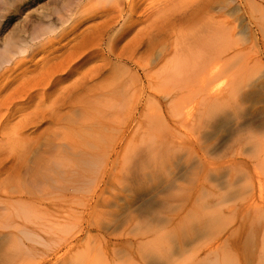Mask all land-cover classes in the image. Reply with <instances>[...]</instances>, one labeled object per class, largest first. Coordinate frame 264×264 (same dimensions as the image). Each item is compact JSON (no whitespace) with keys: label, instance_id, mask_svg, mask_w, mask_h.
<instances>
[{"label":"rangeland","instance_id":"374dc122","mask_svg":"<svg viewBox=\"0 0 264 264\" xmlns=\"http://www.w3.org/2000/svg\"><path fill=\"white\" fill-rule=\"evenodd\" d=\"M9 1L12 3L8 6L5 5L7 1L4 5H0L1 50L8 39H10V41L13 40L15 43L14 45L29 41L34 27L42 23L47 24L48 21L50 23L55 22L59 11L67 17L74 13L75 20L74 23L68 25L65 33L66 37L64 36L65 40H54L51 38L49 41L50 44L44 46L40 44L35 46L33 51L29 54L18 56L16 58V64L12 66L11 70L7 72L3 79H0V157H3L1 158L4 159V164L7 165V163L12 160L15 153L18 154L17 151L23 146L26 139L28 140L30 137L35 138L37 135H40V146L38 149L34 147L35 150L32 147L33 149L31 150L33 151L29 152V156L27 155L28 157H26V165L29 164L28 167L30 170H32L31 166L40 162L42 156H44L43 154L46 150L45 145L47 144L48 146L58 144L63 146L78 138L79 142L75 141L76 144H74L79 146L78 150L75 149L76 152L78 151L79 153L80 148H83L81 143H85L88 146L90 141H94L92 145L93 149H97L98 147V151L91 149L97 153L94 154L95 159H90L93 162V166L91 165L88 170L84 168L86 172L84 171V174H82L83 172L81 173L80 176L82 178L79 176L81 178L79 181L82 180V184L81 182L77 183V177L75 178L74 175L69 178L65 177V175L64 178L62 177L63 179L59 176L62 181L57 177L60 182L53 183L52 189L54 186L58 187L62 183L60 186L61 190L58 187L60 191L56 190L57 187L54 189L56 190L55 192L50 189L51 193H49L48 196L37 197L35 202L31 203V205L34 206H31V208L33 207L32 209L35 211L29 214L31 218H28L27 221L33 219L34 226H29L34 232V235H36L30 237L34 240L28 241L27 243L32 245L35 253L31 251L29 252L30 255H25L26 250L23 252L21 251L17 258V250L14 249V253H16L14 255L15 257L13 253L11 255V249L15 246V238L7 235L8 232L13 229L11 227L6 228L5 226L7 225L5 224L10 226L11 220H21L17 219L16 217L18 216L15 215L11 216L12 219H10V221L9 218L11 217L0 218V264H207L205 261V243L206 245L208 244L206 242L208 238L202 229H200V237L196 236L198 229L196 218L199 217V213H195L197 217H195V215L189 217L191 214H188L194 207L198 179L202 178L204 174L201 165V155L204 151H207V149L212 156H216V154L219 155L238 128L251 124L257 126L264 121V35L261 32V27H259V25H257L259 28L256 26V20H254V18L252 19L249 14L251 10L248 7L251 8V6L248 5L247 0H210L213 4L212 9H216L212 11L210 15L220 16V21L225 20V24L226 22L228 24L223 25V32L227 34L226 43L234 47L236 46L237 48L235 47V49H240L241 51V55L238 54L239 58H237V63L240 65V71L242 72H240L241 76H238L241 77V84L239 85V79L237 80V78L236 83L240 88H243V90L239 91V93L241 92L240 95H242L241 98L243 99L244 96V101L242 99L240 100L241 112L239 116L231 115L229 121L226 122L225 125L222 124V127L216 126V128H218L216 131H213V129L211 130L209 127L207 128V126H214V124H210V116L209 118L208 115L205 117V114H201V112L203 113L204 110L206 111L207 109L211 112L215 108L227 107L229 101L226 97L222 99L219 98L220 101H218L219 99L214 100L216 102L212 100V102L209 103V105H211L207 108L203 106L197 107L193 115L189 118L182 115L171 114L172 111L168 106V102L164 99L165 95H161L160 97V104L162 105L153 103L150 104V108L149 104L146 103L145 99L148 98V94H151L150 99L154 98L152 97V93H150L151 88H149V84H147L146 81L147 76L139 65H142L143 62L145 64V62H148V59L150 63L148 62L142 66L153 64V60L157 61V59H161L160 61H162V53L166 51V48L169 49L170 40L169 43L165 42L168 46L163 45V47L161 45L165 50L159 48L161 50V52H159L156 49L148 56L145 54L144 50L141 49L139 53H141V51L143 52L140 55L139 53L135 55L137 60L134 59L135 56L134 58L127 56L128 58L123 61L124 63L113 59L114 57L109 50L115 48L117 52H120L122 51L120 50L122 47L123 50H127L126 47L131 41L136 44L139 41L143 43L145 39L151 35V31L160 27V25L163 24L161 22H165V20L168 19L171 12L170 15H172L175 10H179L177 12H180V10H185L186 7L192 8L196 2L200 0H137L135 8H130V1L132 0H125V2L124 0H119V4L122 7L120 5H118L120 6L118 7L116 6L117 3L114 4L107 0L101 2L95 1L92 5L89 4V2H85L86 0H23L22 3H20V0ZM260 1L261 0H258L257 2ZM18 2L22 4V6L19 5ZM219 8L220 10H218ZM254 15L256 16L255 13ZM164 16L166 19H163ZM160 17H163V21H158ZM114 18H116V20H114ZM216 20L217 19H214L211 23H214ZM107 21H109L108 24ZM154 21L156 25L160 24L155 26ZM223 21L221 22L223 23ZM220 25L221 23L218 26V22H216V25L214 23L212 27L219 28ZM100 26L107 27V34L101 39L99 51L94 50L95 52H85L84 57L79 60V64L75 65L72 63L70 73L58 72L55 74L60 63L64 64V62H70L71 60L76 61L75 58L70 57V52L66 50L67 48L70 50L72 45L76 43V34ZM144 28H147V30ZM179 29L182 28L180 27ZM91 32L95 33V30ZM135 35L136 37H133ZM232 36L234 37L232 38ZM140 38L142 39L140 40ZM179 38L182 39L183 37L179 36ZM234 41L238 42V44ZM114 42L116 45H112ZM60 50L64 53L62 54ZM153 54L154 56H151ZM137 55L142 58H138ZM242 56L244 58H242ZM107 57H110L112 60V68L109 74L113 73L116 78L121 76L122 79L126 81L132 78V80H130L132 84L130 86V92L135 95L134 99L138 97V99L143 100V105H138V109L128 108V112L126 109V111H124V109L121 111L118 122H123H120V126L126 131V133L124 132L125 134L115 129V132L108 133L109 131L99 128V125L92 124L93 126H91V124L88 125V122H85L87 124L83 125L85 124L84 121H80L83 123L77 125L76 122H78L79 119L78 112L76 111V113L74 110L70 109L64 112L65 114H63L62 120L64 116L66 118L63 120L64 122L61 120L59 125H56L57 127L54 126V124H40L38 128L31 129L32 127H30L28 123L29 119L34 114H38V112L49 111L51 106L49 103L54 100L57 92H55L54 89L50 90L48 88L49 86L44 85V87L43 84H45L46 81L50 84V81L54 80L53 86L58 85L57 88H59L57 90H59L65 85H68L70 80L74 81L73 77L77 73H84L86 71L91 74H98L96 70L100 69L99 66H104L109 62L105 59ZM144 57L147 59L144 60ZM99 58L101 62H99ZM150 59L152 60L150 61ZM94 63L96 65L99 63L97 65L98 67L95 68L96 65ZM109 68L108 66L106 67V69ZM150 71L153 76L157 72V69ZM148 74L151 76L149 72ZM169 79L170 80H167V82H170L172 78ZM227 80L230 81L231 79L227 77L226 79L224 78V80L219 79L216 85L225 84ZM60 85H62V87H60ZM241 101L243 102L241 103ZM47 107H49V110ZM44 108L47 109L44 110ZM103 109L106 110L105 112L109 111L107 107H103ZM122 112L123 114L128 113L129 118L127 115L128 119L125 118L126 116L123 115ZM67 116L69 117L67 118ZM73 118L75 119L74 123H72ZM92 121L89 122L92 123ZM96 122L95 120L93 123ZM118 122L115 123V125L118 124L119 126ZM200 122L202 125L203 123H209L202 126ZM217 123L219 122L217 121ZM67 124H69V126ZM125 124H127L126 127ZM60 125L62 126L60 127ZM70 126L73 128V132ZM87 126H90L91 129L95 127L94 130L96 132L94 136L86 132ZM118 126L116 125V127ZM65 127H67L66 130L64 129ZM74 127L78 129L85 128L86 130L83 129L84 132L80 134L77 130H74ZM97 128H99V130ZM21 130L25 132L24 136L19 133ZM205 130L206 132H210L209 134L206 133L209 137L207 135H205L206 137L203 136L204 138L200 140V146L202 147L199 149L202 151L197 153L192 150L193 140L198 136V133L202 136ZM69 131L70 133L72 132L73 135L71 134V136L69 135V137H67L66 134H68ZM85 132L88 133L90 137L88 134L85 135ZM75 133L77 134L76 137ZM83 133L84 135H82ZM106 133L110 136H106ZM97 134H100V136H97ZM101 134H103L102 137ZM107 137L109 141L105 139ZM64 138H66V140H64ZM87 138H93V140L90 139L88 141ZM111 138H114V140L112 141ZM122 138L123 140H121ZM52 141H54V143ZM96 141H99V143H96ZM123 141H129L128 148V143H124ZM123 144H125L124 146L128 152V154L125 152L127 156L121 154L124 153L121 149ZM71 145L73 146V143ZM103 145L106 146V149H108L110 145L116 150L109 156L110 159L102 154V150H106L103 149V147L105 148ZM85 147L84 145V149H86ZM72 151L68 153L69 156L75 155L76 157L69 159L68 163L80 164L78 163V159L82 156H78L80 154L75 151L73 155L71 154ZM98 152H101L99 153L101 156H96ZM78 167L81 168V164L78 165ZM77 170L78 172L81 170L83 171V169ZM197 176L200 177L196 179ZM3 178L4 176L0 175V182L3 181ZM86 178H88V181ZM9 182H13L17 185L19 183L17 181ZM71 182L74 184L70 185L69 183ZM21 184H23V181ZM209 185L213 186L214 184L211 183ZM68 186H71L69 191L71 192L73 190L72 193L66 191V189L69 188ZM75 186H78L76 192L74 191V188H76ZM62 187H64V189H62ZM22 189L24 191L26 190V188L24 189L23 187ZM5 191V188L1 189L0 206H7L9 204V206H11L7 207L12 210L16 207L14 205L15 203H10L5 199L8 194H5ZM221 193H223V191ZM59 199H61V201ZM242 202L243 201L237 203L240 209L242 208L241 204L242 206L245 204ZM16 205L18 206V203H16ZM20 208L22 209L23 207ZM36 212L39 213L36 214ZM250 215L249 220H244L242 223H240L241 218L239 217L237 220L238 222H235L231 229V231L235 230V236L233 235V238L231 237L229 246L235 250L234 253H239L243 256L245 255L246 247L249 249L255 247V244L251 242L248 237V230L256 227V224L261 222L262 224L264 223L263 220L260 221L256 217L253 218L254 215L252 212H250ZM1 224H3V226ZM176 227L179 229H177V232H174V234H177L168 236L170 240L166 238L168 231H173ZM198 227H200V225H198ZM156 231L163 233H158ZM59 232L61 233L59 234ZM161 234L165 237L161 236ZM228 234H224L225 236L223 237H226ZM162 237L165 238L167 242ZM172 240H174L175 243ZM249 241L250 244L248 245L247 243H249ZM19 242L18 247H25L21 242L19 244ZM68 243L71 244L68 246ZM168 244H171V246ZM245 244H247L246 247ZM202 245L205 247H202ZM253 251L251 250L250 252ZM246 252L247 255L249 254L253 258L255 257V255L253 256L250 254L249 250ZM22 253H24L25 256H23ZM156 253L158 255H156ZM184 253L185 256H183ZM8 255L9 257H6ZM165 255L167 256L166 259H164ZM247 255H245L247 258L246 260H249V258L254 260L252 257H249V255L247 257ZM12 256L18 260L14 258V260L10 259ZM245 256L243 258H245ZM3 258H9L8 260H11V262L7 261V259L4 262Z\"/></svg>","mask_w":264,"mask_h":264},{"label":"bare ground","instance_id":"6f19581e","mask_svg":"<svg viewBox=\"0 0 264 264\" xmlns=\"http://www.w3.org/2000/svg\"><path fill=\"white\" fill-rule=\"evenodd\" d=\"M6 1H7V3L5 4ZM76 1H78V0H76ZM95 1L101 2L103 0H86L85 2H89V4L92 5L95 3ZM107 1L112 2L114 4L117 3L116 6L120 5L119 0H107ZM257 1L256 0H247L248 5L251 6V8L248 7L251 10V12H249V14H250L252 19L254 18V20H256V22H257L256 26L259 25V27H261L260 28L261 32L264 35V0H261L260 2H257ZM22 2H23V0H20V3H22ZM124 2H125V0H124ZM136 2H137V0L130 1V8H135V6L137 5ZM0 3H1L0 5L5 4L8 6L12 2H10L9 0H0ZM20 3H19V5L22 6V4H20ZM102 3H104V2H102ZM78 4H80V3H78ZM120 6H118V7H120ZM212 6H213V4L211 3L210 0H200V1L196 2V4L192 8L186 7L185 10H180V12H177L179 10H177V11L175 10V12L173 11L174 13L172 15H170L172 12L169 14L168 19H166L165 16H164V18L162 17L163 19H166L165 22H161L163 24H161L160 27H158L154 31H151L152 33L150 32V34H151L150 36H148V37L145 36L147 38L145 39V41L142 40V41H144L143 43H140L141 41H139L136 44L133 41H131L129 43V45L127 44L128 45L127 47L124 46V47H126L127 50H123V47H122V49H120V47H119V49L122 50L120 52H117L115 48L109 49V50H110L112 56L114 57L113 59H115L116 61H119V62H123L128 57L134 58V56L136 54H138L141 49H143L145 54H147L148 56L150 54H152L153 51L156 49H157V51L161 52L160 49L165 50L163 48L164 47L163 45H165V46L167 45V44H165V42L169 43V40H170L169 49L165 47L166 51H163V53H162V57H163L162 61H160L161 59L156 58L157 61L153 60V64L142 66V65H145L146 63L149 62V59H148V62H145V64L143 62L142 65H139L142 68L143 72L147 76V77L145 76L146 81H147V84H149V88H151L150 93H152V95H153L152 97L154 98V99H150L151 94H148V98L145 99L146 103H148L149 106H150V104H153V103H155V104L158 103L159 105H162V104H160V101H161L160 97H161V95L162 96L165 95L164 99L166 100V102H168V106H169L170 110L173 112V113L171 112V114L179 115V116L182 115L184 117L189 118L190 116L193 115L194 110H196L197 107L203 106L204 108H207L211 105V104L209 105V103L212 102V100L214 101V100H217L219 98L222 99L223 97H226L227 100L229 101V104L227 107L217 108V109L212 108L214 110L211 112L209 109H207L206 111L204 110L203 113L200 111L201 114H205V117H206V115H208V118L210 116V120H212V121H210L209 119L208 120H209L210 124H214V126H207V128L209 127L211 130L213 129V131H216L218 129V128H216V126L218 127V126H221L222 124L225 125L226 122L229 121L231 115L237 116V117L239 116V113L241 112L240 100L242 99L241 98L242 95H240L241 92L239 93V91L243 90V88H240V86H239L241 84L240 83L241 77H238V76L240 75L241 71H240V67H239L240 65L237 63V60H238L237 58H239L238 54H240L241 51H240V49H235L236 46L234 47L233 45L231 46V45L226 43L227 34L223 32V27H224L223 25L225 24V22H224L225 20L224 21L221 20V21H223V23H222L220 21V18H219L220 16L217 17L214 15L213 16L210 15L212 11L216 10V9L213 10ZM218 10H220V8ZM254 13L256 14V16L254 15ZM74 15L75 14L72 13L71 15H69L67 17L65 14H63L61 11H59L58 17H57L55 22L50 23L48 21L49 24L47 22V24L42 23V24L36 25L34 27V30H32V34L30 36L29 41H27L25 43L22 42L21 44L14 45L15 44L14 41L12 40L13 41L12 42V41H10V39H8V41L5 42L2 50L0 49L1 50V52H0L1 53V56H0V79H3L4 76L7 74V72L9 70H11L12 66L14 64H16L15 62H16V58L18 56H21V55L23 56L25 54H29L31 51H33L35 46H38L40 44H43V46L46 44H50L49 41L51 40V38L54 40L64 39V36L66 37L65 33H66L67 28H68V25L74 23V20H75ZM160 18L158 21H160V20L163 21V19L162 18L160 19ZM214 19H217L214 22L215 25H216V22H218V26L221 23L219 28L216 27L217 29L212 27V25H214V23H211V21L213 22ZM114 20H116V18H114ZM108 22L109 21H107V24H108ZM154 23H155V21H154ZM159 24H157V25H159ZM154 25L157 26L156 23ZM225 25H228L227 22ZM102 26H100L98 28L97 27L92 28V29L90 28L91 30H87L85 32L83 31L79 34H76V39H75L76 43L74 45H72L73 43L71 44L72 47L70 48V50L68 48L67 49L64 48L68 52H70L69 53L70 57L75 58L76 61H72V60L70 62H64L63 61L64 64L60 63V66L57 68V71L55 74H57L58 72H66V74L70 73L71 68H72V66H71L72 63L75 65L79 64V60L84 57L85 52L90 53L94 50L99 51L100 42L102 41L101 39L103 38V36H106V34H107L106 33L107 27H102ZM107 26H109V25H107ZM132 27H130V28H132ZM180 27L182 29H179ZM151 28H153V27H151ZM114 29H112V30H114ZM93 30H95V33L91 32ZM145 30H147V28ZM129 31H127V32H129ZM135 31H136V29H135ZM104 32H105V35H104ZM179 36H181L183 38L180 39ZM133 37H136V35ZM233 37L234 36H232V38ZM129 38H132V37H129ZM141 39L142 38H140V40ZM51 43H53V42H51ZM235 43L238 44V42H235ZM112 45H116L115 42ZM110 46H111V44H110ZM69 47H70V44H69ZM141 47H143V48H141ZM142 52L143 51H141V53ZM61 53H62V51H61ZM141 53H139V55ZM151 56H154V54ZM139 57L140 56H138V58ZM155 57H153V58H155ZM157 57H159V56H157ZM102 58H104V57H102ZM140 58H142V57H140ZM242 58H244V57L242 56ZM68 59H70V58H68ZM105 59H107L109 62L107 64H105L104 66L103 65L99 66L100 69L96 70V72L99 75L95 74V73L91 74V73H88L86 71L84 73H77L76 72L77 74H75L73 77L74 81L70 80V83L68 85H65V86L63 85L64 87H62V85H60V87H62V88H60L59 90H57L59 88V87L57 88L58 85L53 86L54 80L51 79L52 81H50L51 82L50 84H52V85H50L46 81V83L43 84V86L44 85L49 86L48 88L50 90L54 89V91L55 92L57 91V92H56V95L54 97V100L51 101V103H49L51 105L50 110H49V107H47L49 111L38 112V114L37 113L34 114L29 119L28 123H29L30 127H32L31 129H35L36 127L38 128L39 127L38 125H40V124H49V125L54 124V126H56V125L58 126L60 121L62 120L63 114H65L64 112L66 110L70 109V110H74L75 112L76 111L78 112L79 119H78V122H76L77 125L83 123L80 121H84V123L88 122V125L91 124V126H93L92 124L99 125L100 126L99 128H101L105 131H109L108 133L115 132L114 129L118 130V132H122V133L125 132L126 133V131L120 126L121 121L118 122V119L121 116V114H120L121 111L123 109H124V111H126L128 108L138 109L137 106L138 105L141 106V104L143 103V100L138 99V97H137V99H134L135 95L130 92V89H131L130 86L132 85L130 80H132V78L129 79L128 81H126L125 79H122L121 76L116 78L113 73L109 74V71L112 68L111 67L112 60L110 57H107ZM134 59H136V56ZM146 59L147 58H145L144 60H146ZM151 60L152 59H150V61ZM99 62H101L100 58H99ZM97 65L95 66V68L98 67ZM107 66L110 68L106 69ZM95 68H94V70H95ZM153 69H157V72L155 73V75L152 76L151 75L152 72L150 70H153ZM249 71H250V69H249ZM148 72L150 73L151 76H149ZM51 77H52V75H51ZM226 77L230 78L231 80L230 81L227 80V82H225L226 81L225 80L224 81L225 84L216 85L218 83L217 81H219V79L224 80V78L226 79ZM169 78H172V79L170 82H167V80H170ZM236 78H237V80L239 79L238 80L239 85L236 83L237 82ZM44 91H46V90H44ZM242 100L244 101V96H243ZM218 101H220V99ZM243 101H241V103ZM214 102H216V101H214ZM225 106H226V104H225ZM103 107L109 108V111L105 112L106 110L103 109ZM47 108H44V110ZM150 108H151V106H150ZM101 109H102V111H101ZM39 110H41V109H39ZM128 111L129 110H127V112ZM122 114H123V112H122ZM123 115L128 116V113L123 114ZM127 116L125 118H127ZM68 117L69 116H67V118ZM65 118L66 117L64 116V119ZM128 118H129V116H128ZM93 119H95L97 121L96 122L97 124L93 123L95 121ZM63 120H62V122H64ZM74 120L75 119L73 118V122H72V120H71V122L74 123ZM123 120H125V119H123ZM89 121L90 122L92 121V123H90ZM217 121L219 123H217ZM117 122L119 123L120 127L118 126V124H116L118 126V127H116L115 123H117ZM121 123H123V122H121ZM194 123H196V122H194ZM208 123H203V125L208 124ZM86 124L87 123H85L83 125H86ZM200 124H201V122H200ZM62 125H60V127ZM67 125L69 126V124H67ZM126 126H127V124H125V127ZM76 127H78V126H76ZM87 127H88L87 130L85 128H81V127L80 128L82 130L83 129L86 130V132H89V134H91V135L93 134V136H94V134L96 132L94 130L95 127L92 129L90 126H87ZM99 128H97V129L99 130ZM23 129L26 130L25 128H23ZM64 129L66 130L67 127H65ZM72 129L73 128L71 127V130ZM81 129L74 127V130H77L78 133H80V134L82 132H84V130L82 131ZM80 130H81V132H80ZM126 130H127V128H126ZM70 131H69V133H70ZM42 132H44V131H42ZM72 132H73V130H72ZM72 132L70 134L69 133L66 134L67 137H69V135L71 136ZM86 132H85V135L88 134ZM19 133L22 134V136L25 135V132H23L22 130ZM98 133H100V132H98ZM204 133L202 136H200V133H198V136L195 137V139L193 140L194 142L192 141L193 142L192 150L197 152V153H199V151H202V150H199L202 147V146H200V143H201L200 140L202 138L206 137L205 135L209 134L210 132H206V130H205ZM33 134H35V133H33ZM40 134H42V133H40ZM80 134H78V135H80ZM89 134H88V136L90 137ZM103 134H105V133H103ZM103 134H101V137ZM82 135H84V133ZM39 136L40 135H37L35 138L30 137V138H28V140L26 139V141H24V143H23V146L20 147L19 150L17 151L18 154L15 153L14 157L12 158V160L9 163H7V165L4 164L5 161H3L4 159H2L3 157L2 156H1L2 158L0 157V173H1L0 175L4 176L3 181L0 182V193H1V189L5 188L6 189L5 194L8 193L6 195L5 199H7L8 202H10V203L14 202L15 203L14 205L16 206L15 208H17V209H15V208L12 209L13 210L12 211L11 208L9 209V207L11 206V205L9 206V204L8 205L6 204L9 207L0 206V218L1 219L3 217L9 218L12 215H15V216H18V217H16L17 219L21 220V221H16V219L11 220V223L9 222L11 224L10 226H8V224H5V225H7V226H5L6 228L11 227L13 229L12 231L8 232L7 235L15 238L14 239L15 246L13 245L14 247L11 249L12 252H10V254L12 255V253H13V256H14L16 254V253H14V251L17 250V255H16L17 258L19 257L18 254L21 251L23 252L26 250L25 255H30L29 252L33 251L32 245H30V243L29 244L27 243L28 241L30 242V241L34 240L30 237H34L36 235V234L34 235V232L30 229V226H29V225L34 226L33 219H31L30 221H27L28 218H31L29 216V214H32L35 211V210L33 211L32 208L34 206L31 205V203L35 202L37 197L48 196V194L51 193V190H53V192H55L56 190L60 191L61 190L60 186L62 185V183L60 185L58 183V185H59L58 187L60 188V190L58 189L57 186H56L57 187L56 190H54L56 188L55 186L52 189V185H54L56 182L59 181L57 178L59 176H61V178L62 177L64 178V176L66 175L65 177L69 178V177L74 175L75 178L77 177V183H80L82 181V180L79 181V179L82 178L80 176L81 173L83 172L82 174H84V171L86 172V170H88L91 165L93 166V162L90 159H95L94 154L97 153V152H94L93 150L98 151V147H97V149H95V148L93 149L92 145H93L94 141H90V144L88 146H87V144L80 142L82 144L83 148L80 146L81 147L79 150L80 152L79 153H78V151L76 152L75 149L78 150L79 146H76L74 144H76L75 141L79 140L78 138H76L77 140L69 143L70 145L73 143V146L72 145L70 146L67 142L66 143L69 146L67 144H65L63 146L59 145V144L53 145V146H51V145L48 146V144H47V145H45L46 150H45V153L43 154L44 156H42V159L40 160V162L36 163L35 165H32L31 166L32 170H30V168L28 167L29 164L26 165L27 164L26 157L29 156L28 155L29 152L33 151L31 149H33L34 147H37V149H38V147L40 146L41 139ZM76 136H77V134L75 133V137ZM93 136H91V137H93ZM97 136H100V134L99 135L97 134ZM106 136H108V134ZM26 137H28V136H26ZM108 137L105 139H108ZM82 138H85V137H82ZM93 138H89V139L87 138V140L88 141L90 139L93 140ZM111 139H112V141L114 140V138H111ZM127 139H128V137H127ZM64 140H66V138H64ZM121 140H123V138ZM108 141H109V139H108ZM52 142L54 143V141H52ZM96 143H99V141L98 142L96 141ZM124 143H128L127 144L128 145L127 148H128L129 147V141L124 142ZM84 145L86 146L85 147L86 149H84ZM124 145L125 144H123V146ZM103 146H105V145H103ZM123 146L121 147V149L124 151V153H121V152L120 153L123 154L124 156L125 155L127 156L128 152H127L125 146L123 149ZM225 146L226 147L222 149V151L219 153V155L216 154V156H212V154L210 153V151H208V149H207V151H204L203 154L201 155V165H202V169H203L202 171L204 174H203L202 178H199L200 176L199 177L197 176V178H196V179L199 178L197 191H196L197 195H196V198L194 199L193 210H190L188 212V214H191L189 216V217H191V216H194L195 213L196 214L199 213V217H197L195 215V217L198 218V219L196 218V220H197L196 223L198 225H200V227H198V225H197L198 229H197V235L196 236L200 237L199 233L201 232L200 229H202L204 231V234L208 238L206 240V242L208 244L206 245V243H205V246H206V248H205L206 249L205 250L206 251L205 252V254H206L205 261L207 264H264V223L262 224V222H261L259 224H256V227H253L251 229L248 228L249 229L248 233H247L248 237H249L250 241L255 244V247L254 248L251 247L250 249L247 248L246 247L247 244L248 245L250 244V241H249V243L245 244V247H246L245 249H246V251L249 250V252L251 250L252 251L254 250L253 252H250L251 255H253V256L255 255L254 258L248 254L249 257H252L254 260H252L250 258H249V260H246L247 258L245 255H247V252L245 250H244L245 251V255H244L245 258H243L244 257L243 255H241L239 253L238 254L234 253L235 250L229 246V242L231 241V237L233 235L235 236V233H234L235 230L231 231L232 226L235 222H238L237 220L239 217L241 218L240 223H242L244 220H249V216H251L250 212H252V214L254 215V216L252 215L253 218L256 217V218H258V220L264 221V121H262L257 126L255 124H251L249 126H243L241 128H238L237 131L232 135L231 140ZM112 147L113 146H110V145L108 146V149H106V146H105V148L103 147V149H106L105 151L100 149V150H102V154L108 159H110L109 156L112 154V152L116 151ZM99 148H100V146H99ZM91 149H93V150H91ZM34 150H35V148H34ZM69 150L70 151L73 150L71 154H73L75 151L76 153L80 154L78 156H82V157H80V159H78V163L81 164V168L78 167V165H80V164L76 165V164H69L68 163L69 159L76 157L74 154H73L74 156H69V154H68L70 152ZM125 152H127V154H125ZM99 153H101V152H98V155H96V156H101V155H99ZM94 161H96V160H94ZM97 164H99V163H97ZM84 168H86V170ZM91 168H93V167H91ZM77 169H80V170L83 169V171L81 170L78 172ZM59 179H60V177H59ZM86 179L88 181V178H86ZM6 181H8V182H6ZM9 181H17L19 183L17 185L13 182L10 183ZM22 181H23V184H21ZM60 181H62V180L60 179ZM211 183H213L214 185L210 186L209 184H211ZM69 184L73 185L74 183L71 182ZM81 184H82V182H81ZM22 187L24 189L26 188V190L24 191L22 189ZM70 187L68 189H66V191L70 192L69 191ZM75 187L76 188H74V187H72V188H74L75 189L74 191L76 192V190H78L77 189L78 186H75ZM62 189H64V187H62ZM201 189H202V191H201ZM72 191L70 193H72ZM222 191H223V193H221ZM59 200L61 201V199H59ZM241 201H243L242 203L243 204L245 203V204L243 206L241 204L242 208L240 209L238 207L237 203L238 202L241 203ZM4 203H3V205H4ZM16 203H18V206L16 205ZM20 204H22V205H20ZM31 206H33V207L31 208ZM20 207H23V208L21 209ZM12 208H13V206H12ZM199 208H200V210H199ZM17 211H20V212H17ZM38 213L36 212V214H38ZM240 213H242V214H240ZM10 219H12V217L9 218V221H10ZM251 220H253V219H251ZM61 221H62V219H61ZM190 222H191V219H190ZM1 225L3 226V224H1ZM36 225H38V224H36ZM5 227H4V229H5ZM162 229H164V228H162ZM177 229H179V228L176 227V229L173 231L167 230L168 231L167 235L166 234H164V235H166V238H169V240H170V237H168V236H170V235L173 236V235L177 234V233L174 234V232H177ZM158 231H156V232H158ZM61 232H59V234ZM179 232H181V231H179ZM194 232H196V231H194ZM158 233H163V232H158ZM224 234H228V235H226V237H223V236H225ZM161 236H163V235L161 234ZM163 237H165V236H163ZM199 237H198V239H199ZM163 239H165V238H163ZM198 239H196V240H198ZM249 239H247V240H249ZM160 240H161V238H160ZM19 241L25 247H22V248H21V246L18 247ZM165 241H166V239H165ZM172 241L174 242V240H172ZM20 242H19V244H20ZM169 242H171V241H169ZM69 244H71V243H68V246H69ZM168 245L171 246V244H168ZM205 246L202 245V247H205ZM68 248H70V247H68ZM255 250H256V252H255ZM33 252L35 253V251H33ZM157 253H156V255H158ZM22 254H23V256H25L24 253H22ZM248 255H247V257H248ZM4 256H5V253H4ZM13 256L10 259H13L15 257V256L14 257ZM165 256H164V259L167 258V256L166 257ZM183 256H185V253ZM6 257H9V255ZM17 258H14V259H17ZM6 259H4L3 261L5 262ZM8 259H7V261L11 262V260H8ZM96 260H97V258H96ZM27 261H29V260H27ZM75 261H76V259H75Z\"/></svg>","mask_w":264,"mask_h":264}]
</instances>
